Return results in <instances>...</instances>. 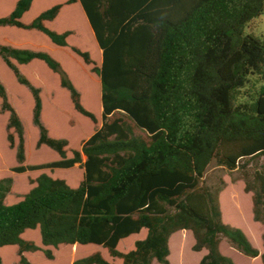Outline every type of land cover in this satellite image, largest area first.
Here are the masks:
<instances>
[{
	"label": "trees",
	"instance_id": "1",
	"mask_svg": "<svg viewBox=\"0 0 264 264\" xmlns=\"http://www.w3.org/2000/svg\"><path fill=\"white\" fill-rule=\"evenodd\" d=\"M36 2L18 0L0 17V29L37 32L54 46L69 48L75 33H59L48 25L65 6L80 5L102 52L101 67L88 52L70 49L100 79L102 126L80 150L52 138L42 122L41 90L15 63H43L69 92L75 111L94 124L98 120L52 55L0 44V58L34 99L37 147L46 146L60 157L26 165L25 128L0 79L1 112L9 114L8 142L17 149L13 172L76 166L84 171L78 188L42 174L14 205L6 204L13 179L1 180L0 250L16 246L17 264H32L25 254L38 252L54 261L51 250L23 238L39 229L44 248L73 246L77 251L94 245L121 264H169L171 237L190 231L193 251H207L199 264H235L221 252L224 239L264 264V250L223 222L222 189L204 183L214 161L229 171L242 168L245 191L253 194L254 221L264 226V38L245 35L246 26L264 14V0H68L25 22ZM135 128L146 138L136 136ZM144 231L146 238L134 250H118L123 240ZM262 240L264 249V235ZM73 264L115 263L96 252Z\"/></svg>",
	"mask_w": 264,
	"mask_h": 264
},
{
	"label": "rangeland",
	"instance_id": "2",
	"mask_svg": "<svg viewBox=\"0 0 264 264\" xmlns=\"http://www.w3.org/2000/svg\"><path fill=\"white\" fill-rule=\"evenodd\" d=\"M18 0H0V17L11 12ZM68 0H37L32 10L24 17L25 22H31L40 13L57 4H64ZM80 5L65 6L58 19L48 27L56 32L64 33L72 31L75 34L69 37V48L54 46L44 35L37 32H25L17 29H0V44L13 48L29 49L33 51L47 52L58 60L64 70L69 74L72 82L81 96L82 105L92 112L98 123L94 124L88 118L77 113L67 90L61 88L59 78L52 73L43 63L34 62L21 66L15 63L21 74L35 87L41 90L43 103L42 122L52 138L67 140L70 150H80L82 144L87 141L102 126L101 82L97 75L92 73V67L74 55L71 47H77L88 52L95 61L96 66L102 65V54L96 41L86 28L80 12ZM246 36L264 38V14L255 18L245 28ZM0 79L5 86L9 102L17 111L25 128L26 165H44L60 160L59 155L46 146L37 147L39 130L33 123L34 99L30 91L20 86L11 70L7 68L0 58ZM115 117H121L116 114ZM9 114L1 112L0 101V181L7 178L13 179L11 193L6 199L7 205H14L24 200L25 196L36 186L34 181L42 174L54 179L65 180L72 188H78L84 180V171L80 167L70 170H41L26 174H16L13 169L18 166L16 160L17 149H11L8 142ZM130 123V121L127 119ZM132 125V123H130ZM136 136L146 138V133L135 128ZM18 139L16 138V145ZM72 157V153L68 154ZM255 164L249 167L252 173ZM245 171L242 168L235 171L218 166L216 161L209 166L204 183L213 189H222L219 195V203L222 211V220L225 224L240 229L248 237L251 244L263 253L264 226L254 221L253 194L246 193ZM234 209V211H233ZM240 213L241 215H237ZM147 232L134 235L123 240L118 250L128 253L135 248L137 241L145 239ZM23 238L33 241L43 250L49 249L55 256L54 261L46 259L42 252L28 254V260L32 264H73L74 261L100 252L106 260L115 264H121L119 259H112L108 252L101 247L90 245L79 247L76 251L73 246H61L59 249L44 248L41 243L40 230L27 231ZM195 240L192 232L182 231L174 236L170 242L171 255L169 264H199L207 252L196 253L193 251ZM221 252L230 257L235 264H263L261 257L252 259L238 252L227 240H222ZM4 264L18 263V248L6 247L0 250ZM202 257V258H201ZM153 264H159L154 262Z\"/></svg>",
	"mask_w": 264,
	"mask_h": 264
},
{
	"label": "crops",
	"instance_id": "3",
	"mask_svg": "<svg viewBox=\"0 0 264 264\" xmlns=\"http://www.w3.org/2000/svg\"><path fill=\"white\" fill-rule=\"evenodd\" d=\"M86 28H87V30L90 32V34H91V36H92V38L95 40V36H94V33H93V31H92V29H91V27L89 26V23H86ZM96 41V40H95ZM100 54H102V52L100 51ZM17 64V63H16ZM77 167V166H76ZM79 167V166H78ZM180 232H182V231H180ZM179 234V232H177L176 234H174L172 237H171V239H170V242H171V240H172V238L174 237V236H176V235H178ZM205 251V250H204ZM205 252H207V251H205ZM200 253H203V251L202 252H200ZM205 256V254H202V256ZM25 256L28 258V253L27 254H25ZM170 258V257H169ZM202 258V257H201Z\"/></svg>",
	"mask_w": 264,
	"mask_h": 264
}]
</instances>
